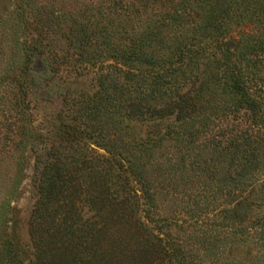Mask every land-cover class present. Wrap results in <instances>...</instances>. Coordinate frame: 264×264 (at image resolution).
<instances>
[{"label": "rangeland", "instance_id": "374dc122", "mask_svg": "<svg viewBox=\"0 0 264 264\" xmlns=\"http://www.w3.org/2000/svg\"><path fill=\"white\" fill-rule=\"evenodd\" d=\"M213 1L143 0L142 11H177L181 23L177 32L165 26L160 39L151 41L150 53L164 62L176 60L170 49L183 40L185 32L195 43L237 51L244 40L231 27L229 12L219 14L217 6H208ZM219 1L222 6L223 1L227 3ZM103 2L20 0L28 21L21 24L17 20L15 24L9 0H0V15L4 17L0 29L5 34L12 32L14 39L37 38L63 52L72 39V27L95 26L102 21L99 7ZM110 37V42L117 41L119 35L114 31ZM90 38L95 45L104 46L98 42L101 36L92 34ZM4 41L0 66L5 57L16 67L20 55L13 53L10 38ZM100 54L105 63L106 55ZM257 61L264 77V57ZM194 64L189 86L181 91L171 84L159 89L149 84L138 92L132 84L124 93L116 88L108 89L105 96L100 94V98L110 99L105 114L122 117L121 125L128 127L125 135L122 133L123 141L143 135L145 123L166 124L171 119L166 116L171 114L179 118V126L167 123L160 129H165L166 137L157 146H130L129 153L142 165L138 170L148 181L152 197L148 210L143 186L136 182V177L114 164L104 167L103 163L92 161L95 156L104 158L106 154L84 134L64 126L71 125V99L98 91L91 78L94 73L99 75L100 70L95 69L72 85L70 75V81L59 89L62 94L66 92V103H61V96L47 103H33L37 91L28 96L27 123L33 133L48 131L47 142L57 151L49 152L46 160L59 154L60 162H51L49 180L40 187V199L35 205L39 196L35 154L25 149L23 138L14 128L4 130L0 126V139L3 133L11 138H7V144L0 143V264H12V260H16L14 264H264V233L246 228L264 214V154H256L258 172L253 180L246 181L243 192L232 202L215 198L213 183L208 184L196 169L208 163L210 155L201 146L184 141L198 117L192 91L202 83L198 75L201 59ZM32 105L34 110H30ZM252 123L259 124L264 131L262 105ZM223 126L225 122L217 124V128ZM214 181H223L221 171ZM242 198L245 201L235 211V218L231 213L220 214L221 208H230Z\"/></svg>", "mask_w": 264, "mask_h": 264}, {"label": "trees", "instance_id": "16d2710c", "mask_svg": "<svg viewBox=\"0 0 264 264\" xmlns=\"http://www.w3.org/2000/svg\"><path fill=\"white\" fill-rule=\"evenodd\" d=\"M142 1L104 0L99 7L102 21L95 26L72 27V39L67 41L63 52L37 38L14 39L12 32L5 34L4 29H0V52L4 39L10 38L13 53L20 55L16 67L5 60V57L0 66V126L4 130L14 128L23 138L25 149L35 154L39 195L35 205L40 199V187L49 180L52 163L60 162V155L46 160L49 152L56 154L57 147L47 142L50 139L48 131L33 133L32 127L27 123L30 116L27 113L28 96L37 91L38 96L33 103H47L51 98L59 96L62 97L61 103H66V92L62 94L59 89L62 90L61 87L70 81L69 76L71 75L72 85L80 82L82 76L94 73L95 69L100 70V74L94 73L91 79L98 91L91 96L79 95L76 100L71 99V125L64 126H71V131L84 134L94 146L101 148L106 154L104 158L95 156L92 161L103 163L104 167L114 164L120 169H127L136 177V182L143 186L147 200L146 210L152 204V197L148 193V181L138 170L142 165H138L133 159L134 156L129 153L130 146L135 143H149L151 148L157 146L166 137L165 129L162 132L160 129L167 123L178 125L179 118L177 114H171L166 116H171L166 124L145 123L147 129L143 135L123 141V134L125 135L128 127L121 125L122 117L114 118L112 114H105L107 105L110 106L111 103L107 97L100 98V94L105 96L108 89L116 88L124 93L127 86L132 84L137 87L138 92L149 84L153 85V89L171 84L181 91L189 86L188 81L194 74L192 69L196 66L194 62L199 59L202 68L200 67L197 74L200 75L202 83H198L192 91V101L198 117L195 127L192 126L186 132L184 141L186 144L201 146L211 159L208 163L199 165L197 172L209 181L208 184L213 183L215 198L229 199V202L243 192L249 178H255L258 172L255 171L256 154H264V131L259 124L252 123L259 112V106L264 107V77L256 63L258 58L264 57V0H227V3L223 1V6L219 0H214L213 4L210 2L208 6H217L219 14L229 12L230 25L244 43L235 52L217 50L215 46L208 47V43H204L205 46L191 41L185 32L181 38L183 40L176 42L170 49L176 59L171 62L155 57L149 49L151 41L160 39V33L165 26H170L177 32L181 24L179 13L142 11ZM9 3L14 9V23L19 20L21 24H26L27 12L20 0H9ZM3 22L4 17L0 15V24ZM114 31L119 38L110 42V34ZM92 34L102 37L98 41L104 43L102 48L94 44L90 38ZM92 44L94 47L91 48ZM70 48L72 52H68ZM100 53L106 55L105 63L101 61ZM58 72H63V75H58ZM30 110H34L33 105ZM220 122H225L223 128H217ZM115 137L117 138L114 139ZM2 138V145L11 140L4 133ZM115 141H118L120 148ZM37 164L41 166L37 167ZM220 171L223 181L218 183L214 180ZM244 201L242 198L234 201L230 208H221L220 214L231 213L235 218V211ZM246 228L263 234L264 214ZM7 245L10 248L9 243ZM11 256L15 260L12 252ZM14 263H17L16 260H12V264Z\"/></svg>", "mask_w": 264, "mask_h": 264}]
</instances>
